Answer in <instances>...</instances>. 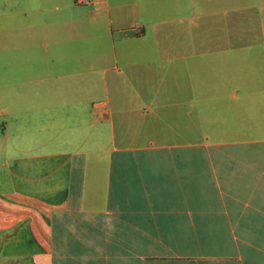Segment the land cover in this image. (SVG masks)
<instances>
[{
    "label": "crops",
    "instance_id": "0c3cea01",
    "mask_svg": "<svg viewBox=\"0 0 264 264\" xmlns=\"http://www.w3.org/2000/svg\"><path fill=\"white\" fill-rule=\"evenodd\" d=\"M77 3L62 42L98 39L91 26L102 9ZM197 3L210 0L191 2L198 22L181 17L168 44L157 39L158 57L129 66L114 57L101 94L91 56H15L16 119L0 145V264H264V127L243 137L251 115L242 101L257 88L235 60L219 64L216 80H195L194 48L209 43L192 37L203 35ZM218 7L206 15L240 10ZM145 35L139 23L131 36ZM127 69L146 75L129 87ZM33 134L44 136L38 149Z\"/></svg>",
    "mask_w": 264,
    "mask_h": 264
},
{
    "label": "rangeland",
    "instance_id": "374dc122",
    "mask_svg": "<svg viewBox=\"0 0 264 264\" xmlns=\"http://www.w3.org/2000/svg\"><path fill=\"white\" fill-rule=\"evenodd\" d=\"M110 1L112 8L110 3L106 4V0H83L86 9H102L99 15L101 20L91 26L96 29L98 39L85 40V32L79 37L81 41L62 42L63 20L70 16L71 7L76 5L78 0H0V145L9 143V134L13 130L12 122L16 119V115L9 112L14 97L10 93L11 73L19 68L15 56H40L46 52L91 56L97 60L98 94H101L104 87V70L113 65L114 57L122 59L120 64L123 66H129V60L140 56L158 57L162 53L157 39L162 45L168 44L175 33L185 26L180 22L181 17H186V20L191 18V23L198 22L195 10L190 9L191 2L195 0H141V4L137 6L132 5L134 0ZM116 1L126 2L127 5L115 8L113 4ZM56 5L61 8L56 9ZM36 6H49L50 9H37ZM197 6L198 11L205 8L204 12H199L204 14H200V18L205 16L201 20L203 35L199 28H194L192 37L208 38L209 43L194 48V78L197 82L206 84L209 81L208 75L214 72L211 78L216 80L219 76V64L225 59L232 60V64L235 60L237 70H250V86L256 87L257 91H253L250 99L242 102H250L248 113L251 119L246 120L249 127L245 126L243 129V137H251L257 128L264 127V0H225L226 9H243L237 14L227 16L206 15L212 9H219L218 6L222 8L223 0L219 3L217 0H210V4L197 3ZM139 23L144 24L146 35L143 38L132 37ZM187 23L189 25L190 22ZM109 26L113 28L111 37V31L107 30ZM125 33L130 35L125 36ZM47 41L53 42L48 49L44 46ZM234 42L246 45L223 49L224 43ZM62 45L64 46L61 47ZM162 48L164 53L165 48L168 49L165 46ZM208 49L211 51L206 53ZM127 73L129 87L137 83L135 77L146 75L130 69H127ZM200 98L201 101L207 100V95H201ZM23 112L31 115L29 120L32 119L33 110ZM243 112L246 113V110ZM5 124L8 129L3 134L2 128ZM29 137V142L35 149L41 147L44 137L42 134Z\"/></svg>",
    "mask_w": 264,
    "mask_h": 264
},
{
    "label": "built area",
    "instance_id": "2783aa9c",
    "mask_svg": "<svg viewBox=\"0 0 264 264\" xmlns=\"http://www.w3.org/2000/svg\"><path fill=\"white\" fill-rule=\"evenodd\" d=\"M79 2L83 3V0H78Z\"/></svg>",
    "mask_w": 264,
    "mask_h": 264
}]
</instances>
